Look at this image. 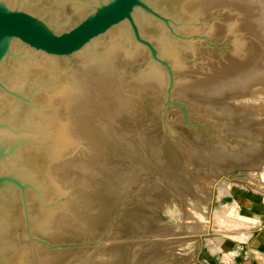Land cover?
<instances>
[{
	"label": "water",
	"instance_id": "95a60500",
	"mask_svg": "<svg viewBox=\"0 0 264 264\" xmlns=\"http://www.w3.org/2000/svg\"><path fill=\"white\" fill-rule=\"evenodd\" d=\"M244 1L0 0V264H107L97 215L179 151L166 94Z\"/></svg>",
	"mask_w": 264,
	"mask_h": 264
},
{
	"label": "rangeland",
	"instance_id": "374dc122",
	"mask_svg": "<svg viewBox=\"0 0 264 264\" xmlns=\"http://www.w3.org/2000/svg\"><path fill=\"white\" fill-rule=\"evenodd\" d=\"M244 2L239 20L166 94L179 151L97 215L107 264H222V255L233 264L221 245L253 235L252 216L239 206L264 197L263 65L244 89L231 79L223 89L204 85L251 43L264 53L261 20L248 22L245 6L255 7ZM245 174L253 177L237 178Z\"/></svg>",
	"mask_w": 264,
	"mask_h": 264
},
{
	"label": "bare ground",
	"instance_id": "6f19581e",
	"mask_svg": "<svg viewBox=\"0 0 264 264\" xmlns=\"http://www.w3.org/2000/svg\"><path fill=\"white\" fill-rule=\"evenodd\" d=\"M248 2L249 3H247L248 5H250V7H251V5L252 6H254L255 7V9H253V7H252V9H253V12L251 13V11L249 10V6H245V8L246 7H248L247 9L249 10V11H247V9H246V12H247V14H248V12H250V18H251V20H249L248 19V22H250L251 24H252V22H254V24H252L253 25V27H254V25H256L255 23H257L258 21H260L259 23H257V28H263V31H262V29H260L261 30V32H262V34H264V0H248ZM245 3V2H244ZM246 4V5H247ZM245 5V4H244ZM249 15H247V16H249ZM244 16V15H243ZM245 19H246V17H245ZM239 20V19H238ZM244 20V19H243ZM242 20V21H243ZM245 21V20H244ZM247 21V20H246ZM242 24V23H241ZM245 24V23H244ZM250 24V25H251ZM249 25V26H250ZM251 25V26H252ZM260 26H262V27H260ZM255 27V28H256ZM245 28V27H244ZM242 29V28H241ZM246 29H248L247 27L244 29V30H246ZM259 30V31H260ZM256 31V30H255ZM254 31V32H255ZM256 33H254V35H255ZM262 34H260V35H262ZM247 35V34H246ZM259 35V34H258ZM257 36V35H256ZM260 37H263V35L262 36H260ZM264 38V37H263ZM258 39V38H257ZM264 43V42H263ZM252 45H253V43H251ZM256 44V43H255ZM255 44H254V46H255ZM250 46L249 45V47L247 48V50H245V55L243 56L242 54V56H243V58L242 59H237V58H239V57H237L236 59L237 60H232L231 59V61L230 62H227V63H229V64H224V65H222L221 67H217V69L215 68V70H213L214 71V73H212V75L211 76H206V77H204V85H211L210 87H212L213 86V88H217V90L219 89V88H222V87H224V86H221L222 84H223V82L222 81H224V82H227L228 81V79L230 80H234L233 82H235L236 83V86L239 84V87H238V89H242L245 85H247V84H245V82H250V81H252V80H254V81H256L255 80V78H256V76L257 75H255L254 76V74H259L257 71L259 70V67H262V65H263V70L262 71H264V53L263 52H261V51H263V50H259L258 48V43L256 44V46L258 47H254V46ZM264 46V45H263ZM238 51H240V50H238ZM241 52V51H240ZM239 52V53H240ZM244 53V52H243ZM241 58V57H240ZM229 61V60H228ZM215 67V66H214ZM214 67H213V69H214ZM261 71V72H262ZM262 74H264V73H262ZM259 77V76H258ZM240 78V79H239ZM260 78H261V76H260ZM239 79V80H238ZM237 80V81H236ZM246 80V81H245ZM260 80H264L263 78H261ZM193 81V80H192ZM218 81H220L219 83H218ZM200 82H202V80H200ZM241 82V83H240ZM257 82V81H256ZM196 83H198L197 81H196ZM210 83V84H209ZM231 83V82H230ZM251 83V82H250ZM190 84V83H189ZM195 84V83H194ZM200 85L202 84V83H199ZM245 84V85H244ZM193 85V84H192ZM230 85V84H229ZM235 85V84H234ZM244 85V86H243ZM249 85V84H248ZM247 85V86H248ZM189 86V85H188ZM198 86V85H197ZM206 86H204V88L206 87ZM208 86V87H209ZM235 86V87H236ZM243 86V87H242ZM246 86V87H247ZM184 87H185V85H184ZM183 87V88H184ZM194 87V86H193ZM199 87V86H198ZM203 87V86H202ZM201 86H200V88H202ZM226 87V86H225ZM242 87V88H241ZM182 88V89H183ZM188 88V87H187ZM186 88V89H187ZM191 88V87H190ZM189 88V89H190ZM196 88V87H195ZM232 88V87H231ZM245 88V87H244ZM243 88V89H244ZM182 89H181V91H182ZM185 89V90H186ZM191 89H194V88H191ZM208 89H211V88H207V89H204V90H208ZM223 89V88H222ZM184 90V89H183ZM196 90V89H195ZM200 90V89H199ZM201 90H203V88L201 89ZM212 91H214V89H211ZM216 90V89H215ZM216 90V91H217ZM221 90V89H220ZM187 91V90H186ZM209 91V90H208ZM239 91V90H238ZM233 92V91H232ZM244 92H245V90H244ZM264 92V91H263ZM238 93H240V91L238 92ZM237 93V94H238ZM251 94V93H250ZM232 95H233V93H232ZM235 95V94H234ZM233 95V96H234ZM239 95V94H238ZM242 95V94H241ZM248 95V94H247ZM263 95V94H262ZM228 96V95H227ZM244 96V95H243ZM261 96V95H260ZM259 96V97H260ZM235 97V96H234ZM259 97H257V98H259ZM261 97H263V96H261ZM254 98V97H253ZM256 98V97H255ZM234 99V98H233ZM262 99V98H261ZM243 100V99H242ZM251 100V99H250ZM260 99H258V101H259ZM246 101V100H245ZM243 102V101H242ZM254 101L253 100H251V103H253ZM235 103V102H234ZM244 103V102H243ZM247 103V102H246ZM250 103V104H251ZM240 104V103H239ZM257 104V103H256ZM237 106V105H236ZM256 106V105H255ZM255 106H254V108H252L251 106V109H252V112H257V110L259 111L260 109H258V107L255 109ZM262 106V105H261ZM261 106L259 107V108H261ZM242 107H245V105L243 106V105H241V106H239L238 108L236 107V109H238V110H235V109H232V111H233V113H237L238 111H240L241 110V108ZM247 107H249V106H247ZM264 107V106H263ZM224 110V109H223ZM261 111V110H260ZM259 111V112H260ZM223 112V111H222ZM226 112V111H225ZM262 112V111H261ZM224 114H227V113H223L222 115H224ZM254 115V114H253ZM261 117V116H260ZM253 135V134H252ZM216 157H218V156H216ZM222 160H220V162H221ZM251 177H253L252 175H250V174H245V175H238L237 176V178H240V179H243V180H245L246 182L247 181H249V179H251ZM254 181V180H253ZM249 183V182H248ZM253 183V182H252Z\"/></svg>",
	"mask_w": 264,
	"mask_h": 264
},
{
	"label": "crops",
	"instance_id": "0c3cea01",
	"mask_svg": "<svg viewBox=\"0 0 264 264\" xmlns=\"http://www.w3.org/2000/svg\"><path fill=\"white\" fill-rule=\"evenodd\" d=\"M241 208L246 209L248 215L252 216L253 235L249 236L247 241L240 244L224 243L221 245L223 252L228 251L233 264H264V197L259 200L249 202L244 205L240 203ZM250 219V217L248 218ZM256 225V226H255ZM226 257V258H225ZM228 259V255H222L223 261ZM221 262L226 264V262Z\"/></svg>",
	"mask_w": 264,
	"mask_h": 264
}]
</instances>
